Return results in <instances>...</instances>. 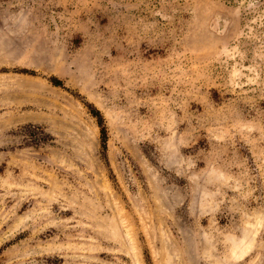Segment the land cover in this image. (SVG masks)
Returning a JSON list of instances; mask_svg holds the SVG:
<instances>
[{"label":"rangeland","instance_id":"obj_1","mask_svg":"<svg viewBox=\"0 0 264 264\" xmlns=\"http://www.w3.org/2000/svg\"><path fill=\"white\" fill-rule=\"evenodd\" d=\"M0 264H264V0H0Z\"/></svg>","mask_w":264,"mask_h":264},{"label":"trees","instance_id":"obj_2","mask_svg":"<svg viewBox=\"0 0 264 264\" xmlns=\"http://www.w3.org/2000/svg\"><path fill=\"white\" fill-rule=\"evenodd\" d=\"M102 133L104 134V137H105L106 136V130H105V128H103Z\"/></svg>","mask_w":264,"mask_h":264}]
</instances>
